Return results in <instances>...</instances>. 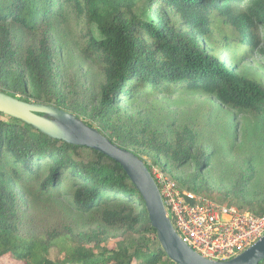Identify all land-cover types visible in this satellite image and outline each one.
Here are the masks:
<instances>
[{
	"label": "trees",
	"instance_id": "obj_1",
	"mask_svg": "<svg viewBox=\"0 0 264 264\" xmlns=\"http://www.w3.org/2000/svg\"><path fill=\"white\" fill-rule=\"evenodd\" d=\"M240 1L0 0V91L73 113L142 159L149 154L155 163L163 160L162 169L168 168L173 180L201 192L206 190L203 171L218 145H229L238 134L231 131L233 120L245 117L255 125L249 135L241 129L247 136L240 146L252 148L254 135L261 142L258 149L264 143V85L241 74L231 58L234 49L248 52L259 45L264 0H247L243 6ZM70 19L84 24L76 48L95 73L83 102L66 98L54 70L51 32ZM19 32L27 39L21 55ZM225 48L230 55H223ZM259 54L264 56V47ZM176 93L210 96L231 119L210 124L199 116L176 126L174 118L168 136L159 128L126 125L119 116L123 105L139 108L152 97ZM206 143L213 145L211 150L206 151ZM186 165L191 167L186 177L173 174ZM254 178L250 161L248 174L234 177L224 197L264 214V186L252 193ZM94 222L122 229L126 238L108 246L96 232L78 230ZM1 260L176 264L162 250L144 201L118 162L0 112Z\"/></svg>",
	"mask_w": 264,
	"mask_h": 264
},
{
	"label": "rangeland",
	"instance_id": "obj_2",
	"mask_svg": "<svg viewBox=\"0 0 264 264\" xmlns=\"http://www.w3.org/2000/svg\"><path fill=\"white\" fill-rule=\"evenodd\" d=\"M247 0H241L239 5H245ZM83 23L75 24L73 20H68L64 24L57 26L51 32V39L54 48V70L59 84L62 86L66 98L69 101L83 102L88 100L90 88V78L95 76L92 69L88 70V63L82 60L77 48L76 41L80 42V35L84 33L85 28ZM90 33L97 36L94 29L90 28ZM17 44L22 54V49L27 44V39L23 33L15 34ZM259 38L261 41L259 45L253 50L248 52H238L236 49L231 51L232 62L237 64L239 72L251 79H254L264 85V56L259 54V50L264 47V30H260ZM230 55V49L225 48L223 55ZM120 118L126 125L140 126L146 125L147 128H159L162 135H170L172 127L169 125L175 118L176 126H181L185 121H195L197 119L202 122L211 123L216 120L229 121L231 116L228 110L218 106L210 96L201 93L182 94L176 93L175 95H159L150 98L146 103L141 104L139 108H131L122 106L120 109ZM200 116V118H199ZM198 121V120H197ZM152 127V128H151ZM245 128L247 135L254 132L255 125L252 120L245 119V117L233 120L231 131L238 132L232 137V141L224 143L218 148L219 152L210 160V167L204 169L203 179L205 182L206 190L195 192L197 196L203 199L212 200L220 203L229 204L237 208L247 209L251 212L246 205L239 201H234L231 196L224 197V189L234 177L238 174L247 175L250 170V161L255 169V178L251 181L250 191H262L264 186V143L263 147L259 148L260 140L257 135L252 138V148L242 145L246 136L243 135L241 129ZM237 135V136H236ZM209 135H205L207 137ZM234 140V141H233ZM202 141V139H201ZM203 143V141H202ZM204 144V143H203ZM208 147L206 151L211 150L213 145L206 143ZM229 147V149H228ZM228 150L227 153L224 151ZM143 159L150 165L153 173L162 172L167 177L171 178L169 169L163 167V160L155 163L149 154H144ZM215 168V169H214ZM173 174L180 177H186L191 172L190 166H183L174 168ZM186 190V187L182 186ZM194 193V192H193ZM25 202V199H23ZM24 204V203H23ZM27 205V204H26ZM25 205V206H26ZM28 208V206H27ZM27 211L24 215H26ZM26 220V219H25ZM28 222L26 221V226ZM78 230L96 232L102 238V244L113 246L120 240L126 238V232L119 228H108L104 225L91 223L81 225ZM55 254V248L51 249V256ZM3 260L0 264H4Z\"/></svg>",
	"mask_w": 264,
	"mask_h": 264
},
{
	"label": "water",
	"instance_id": "obj_3",
	"mask_svg": "<svg viewBox=\"0 0 264 264\" xmlns=\"http://www.w3.org/2000/svg\"><path fill=\"white\" fill-rule=\"evenodd\" d=\"M0 112L31 125L50 138L95 149L118 162L140 193L162 250L176 264H259L264 259V235L226 260L208 259L193 250L174 229L158 185L144 160L131 150L111 142L97 128L89 126L73 113L51 104L24 101L2 91Z\"/></svg>",
	"mask_w": 264,
	"mask_h": 264
},
{
	"label": "built area",
	"instance_id": "obj_4",
	"mask_svg": "<svg viewBox=\"0 0 264 264\" xmlns=\"http://www.w3.org/2000/svg\"><path fill=\"white\" fill-rule=\"evenodd\" d=\"M154 177L174 229L203 257L229 259L264 235V214L203 199L162 172Z\"/></svg>",
	"mask_w": 264,
	"mask_h": 264
}]
</instances>
